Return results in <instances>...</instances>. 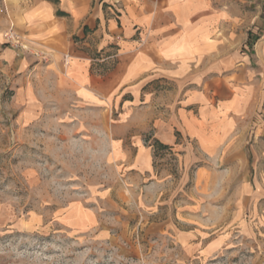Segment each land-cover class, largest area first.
Listing matches in <instances>:
<instances>
[{
	"label": "rangeland",
	"instance_id": "374dc122",
	"mask_svg": "<svg viewBox=\"0 0 264 264\" xmlns=\"http://www.w3.org/2000/svg\"><path fill=\"white\" fill-rule=\"evenodd\" d=\"M5 1L0 264H264V199L255 203L247 193L264 167H253L252 152L245 168L200 157L191 165L148 128L141 138L152 171L130 176L110 151L123 142L110 134L118 113L94 120L86 107L69 104L58 65L32 60V43L16 31ZM214 1L226 4L216 37L256 73L254 115L264 121V0Z\"/></svg>",
	"mask_w": 264,
	"mask_h": 264
},
{
	"label": "crops",
	"instance_id": "0c3cea01",
	"mask_svg": "<svg viewBox=\"0 0 264 264\" xmlns=\"http://www.w3.org/2000/svg\"><path fill=\"white\" fill-rule=\"evenodd\" d=\"M5 3L16 31L32 43V60L42 56L58 65L69 104L86 107L94 120L118 113L110 134L123 142L111 144L110 151L130 166V176L152 171V151L141 138L148 128L160 141L181 148L191 165L200 157L245 168L252 152L253 167H264V121L254 115L256 73L243 56L230 58L223 35L216 37L225 17L223 2ZM52 76L58 80L56 70ZM250 129L253 140L246 145ZM252 181L264 192L260 173ZM247 186L243 178L241 188ZM254 187L247 193L256 203L264 198H257Z\"/></svg>",
	"mask_w": 264,
	"mask_h": 264
}]
</instances>
